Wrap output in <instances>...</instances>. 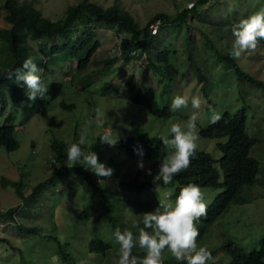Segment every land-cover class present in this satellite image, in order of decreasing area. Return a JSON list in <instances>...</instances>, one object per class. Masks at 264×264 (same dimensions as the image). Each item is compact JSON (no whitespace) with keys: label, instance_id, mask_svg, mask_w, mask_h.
Segmentation results:
<instances>
[{"label":"rangeland","instance_id":"1","mask_svg":"<svg viewBox=\"0 0 264 264\" xmlns=\"http://www.w3.org/2000/svg\"><path fill=\"white\" fill-rule=\"evenodd\" d=\"M89 1L103 8L116 6L121 12L130 14L140 28L157 12L174 16L184 6L195 2V0ZM78 2L81 0H37L36 6L43 16L57 20L63 18L69 6ZM261 7H264V0H211L196 13L188 14L185 23L162 25L158 34L151 37L144 47H131L129 33L118 25L91 24L89 30L94 33L92 42L97 41L99 48L82 70L77 68L75 59L70 57V47L78 34H86L88 26L75 23L72 32L66 36L43 38L37 44L29 42L41 60L38 67L43 70L41 79L44 84L63 82L64 89L57 99L49 102V108L45 107L46 104L30 100L28 106L23 108L22 105L14 109L8 98L12 87L3 92L6 96L7 114L16 111L15 137L19 147L11 152L0 149V212L13 207L17 209L12 218H0V238L12 243L15 238H22L25 235L32 244L23 251L27 264H75V262L95 264L96 261L102 264H116L119 247L113 236L107 238L112 246V251L107 256L96 259L95 255L87 253L85 247L87 240L94 233L106 236L109 230L99 217L101 206L97 194H93V189L79 174L71 173L65 176L68 180L63 182V185L67 188L62 189V192L53 190V187L48 185L43 190L42 187L38 194L26 203L16 194L13 187L3 184L1 179L17 181L24 171L26 175L20 179L22 180L20 192L29 197L32 188L47 178L52 169L51 164L54 165L53 162L48 163L51 157L52 137L72 143L82 140V147L87 152L91 139L103 133L115 136L113 132L115 131L118 139L132 135L133 123L138 124L145 138L163 137L168 133L172 123L187 121L196 111H199L197 128L212 124V111L205 106L197 110L189 102L187 108L173 111L172 99L176 95H183L189 100L193 96H199L207 104L210 101L214 102L211 109L220 117L226 111L235 113L245 108L246 134L249 138L257 139L250 149V156L258 162V172L253 185L246 187L222 217L204 228L199 246L206 247L211 252L213 259L208 264H226L230 260V256L221 250L226 238L231 239L244 251L258 248L264 239V90L254 86L247 79H238L233 69L223 66L207 46L206 37L219 48H225V43L230 44L226 47L232 48L234 41L232 26ZM6 28L9 27L5 21V13L0 10V30ZM223 28H226L229 34L221 41L222 32H225ZM41 45L53 51L46 54L39 49ZM165 50L168 54L163 60L159 53ZM111 59L113 60L110 61ZM149 59L155 65L160 63L161 71L154 70ZM235 60L249 76L264 82V48L261 44L255 51L247 52ZM196 65L204 75L203 80L197 79ZM129 76L134 77L136 81L132 94H129L127 89ZM21 84L11 82V85ZM145 89H152L155 92L153 107L161 109L169 106L170 116L165 118L153 116L146 112L142 105L131 101L132 96L141 94ZM62 100L74 103L75 109L62 111L59 107ZM34 102L36 104L33 106ZM31 107H34L37 113L31 118L27 117L28 120L23 119L24 114L21 118L20 113L29 114ZM101 121L103 126L100 125ZM199 137L198 149L210 153L214 167L219 171V180L222 181L219 168L221 152L216 148V142H223L225 139H208L200 134ZM169 151L166 148V157ZM166 157L157 163L142 160L144 168L140 169L138 163L141 160L134 162L124 152L108 146L106 155L99 161L112 168L114 172L110 179L100 178L99 181L103 180L101 183H106L110 191L116 192L120 198L127 199L130 203H144L150 200L154 207L166 202L174 203L175 201L170 198L173 191L140 192L121 187L112 179L113 176L127 179L137 172L140 178L142 175H148V169L152 174H158L159 165ZM202 189L205 192L208 209L215 197L222 193V189ZM22 209L25 211L21 212ZM82 211L86 215L81 221L78 215ZM142 214L135 213L131 218V224L143 226ZM20 224L26 227L33 226L39 233L38 237L32 238L28 234L19 233ZM53 237L58 239L62 237L63 242L70 243L68 249L72 257L67 263L60 260L61 254ZM23 249L21 244L10 249L0 242V264H20L13 257Z\"/></svg>","mask_w":264,"mask_h":264},{"label":"trees","instance_id":"2","mask_svg":"<svg viewBox=\"0 0 264 264\" xmlns=\"http://www.w3.org/2000/svg\"><path fill=\"white\" fill-rule=\"evenodd\" d=\"M210 1L211 0H195V2L180 9L179 13L174 16L164 12H157L149 18L142 28H140L127 12H121L116 6L103 8L99 4L89 0H81V2L69 6L65 10L63 18L57 20H51L43 16L42 12L36 6L37 0L29 2L25 0H0V10L4 11L5 21L9 27L0 30V149L2 148L11 152L19 147V142L15 137L17 128L15 126V117H17L16 111L7 114L8 107L6 106V96L3 92L5 89L8 90L12 87L8 98L12 102L14 109L22 105L23 108L29 105L30 100L27 98L28 92L23 84L20 86L11 85V82L15 81V79L7 78L9 72L21 68L23 62L28 58H31L37 65H40L41 60H39L38 53L31 47L29 42L37 44V42L43 38L66 36L68 33L72 32L75 23L88 26L86 34H78L70 47V57L75 59L77 68L82 70L89 62L95 50L99 48V43L97 41L92 42L94 33L89 30L91 24L104 23L108 25H118L129 33L131 47H144L147 45L148 40L153 37L150 25L154 22L160 20V27L165 23H185L188 14L196 13ZM223 30L225 32H222L221 41L229 34L226 28H223ZM219 34L221 33L219 32ZM206 44L209 49L215 53L214 57L222 62L223 66L234 70L238 79H247V81L254 86L264 90V82L249 76L231 56L232 48L226 47L230 46V44L225 43V48H219L209 37H206ZM260 44L264 48V40H261ZM39 49L46 54L53 51V49L45 47V45H41ZM167 54L168 51L166 50L160 51L159 56L165 60ZM112 60L113 59L110 61ZM189 61L192 62L191 59H189ZM149 63L152 64L154 70L158 72L161 71L160 63L155 65L150 59ZM195 69L197 72V79L203 80L204 75L199 66L196 65ZM43 76L44 75H42V78ZM45 85H48L47 94L43 98L36 99V102L46 104L45 107L49 108V102L57 99L62 93L64 83L51 82L45 83ZM135 87L136 81L134 77L129 76L127 80L129 94L134 92ZM130 99L134 104L142 105L146 112L153 116L161 118L170 116L169 106L166 105L161 109L153 107L155 92L152 89H145L141 94L132 96ZM20 102H22L21 105ZM35 104L34 102L33 106ZM207 105L213 106L214 102L210 101ZM59 107L62 111H71L75 109V104L67 103L62 100L59 102ZM36 113L34 107H31L29 114L22 112L20 113V117L24 114L23 116L25 117L23 119L28 120L27 117L31 118ZM246 117L245 108H241L235 113L226 111L221 115L219 121L206 127L198 128L200 136L204 138L216 140L221 138L225 139L223 142H216V148L221 152L219 168L222 181L219 180V171L214 167V161L210 153L200 149H197V153L192 158L191 164L187 170L174 176L170 184H164L162 180H155L154 177L157 174L142 175L139 178V172L127 179L114 176L112 179L121 187L134 189L140 192L147 190H155L156 192L173 191L170 196L173 201H175L180 189L190 183L197 184L205 189H222V193L215 197L213 204L207 209L206 216L204 218L201 217L197 224L199 229L197 244L201 245V239L203 237L201 234H203L204 228L210 226L214 220L222 217L227 212L228 208L237 201L246 187L252 186L255 181L258 172V162L250 156V149L252 145L257 142V139L249 138L246 134ZM132 132V135L118 139L117 143L112 147L115 150L124 152L134 162L143 160L157 163L161 162L166 157V147L161 142V137H143L142 130L137 123L132 124ZM103 135L105 134L103 133ZM101 136L92 138L88 149L96 153L99 159H102L106 155V149L109 146L100 143L99 137ZM70 144H72V142L59 138L52 137L50 139L51 157L48 163L50 164L53 162L54 165L51 164L52 169L47 178L42 182L36 183L32 188V193L29 197L20 192L22 184V180L20 179L26 175L24 171H22L17 181L13 182L2 178L1 182L13 187L16 194L26 203L31 200L30 198L36 196L42 187L43 190L48 187V185L53 187V190L62 192V189L67 188L65 187L66 185H63V182H67L68 180L65 179V176L71 173L79 174L86 184L93 189V194H97V199L101 206L99 217L105 222V227L109 230V234L106 236L94 233L85 244L88 254L95 255L96 259H101L112 251V246L107 238L110 236L114 237V230L116 227H120L121 230L128 229L132 231L134 235H138L139 229L143 226L131 224V218L134 217L135 213L151 212L157 207H154V203L150 200L144 203H130L127 199H125V201L124 198H120L116 192L113 193L110 191L106 183H101L99 181L100 177L98 178V183H96L97 176L89 170L87 165L83 162L72 165L71 162L68 161L67 149ZM141 150L143 151L142 157L138 154ZM93 194L91 196H93ZM23 209H25V207H23ZM23 209L21 212L25 211ZM16 210L15 207L8 208L6 211L0 212V218H12ZM85 215L86 214L82 211L79 213L78 219L81 221L84 220ZM18 230L19 233L28 234L32 238H37L39 235L33 226L26 227L20 224ZM60 239H62V237ZM60 239L53 237L61 254L60 260L67 263L72 257L68 249L70 243L63 242L64 240L62 239L61 241ZM0 242H3L10 249H14V246L17 244H21L24 249L19 250V254L13 258L20 264H27L23 251L31 244V241H29L25 235L22 238H15L12 241L14 244L2 238H0ZM221 250L230 256V260L226 264H264V239L260 242L258 248L244 251L231 239L226 238ZM132 254L137 258L138 262L142 261L146 255L145 251L139 248L138 245L133 249ZM51 256H53L52 253ZM118 259L115 260L116 264ZM95 264H102V262L96 261ZM164 264H187V262L186 260H176L175 257L166 250L164 253Z\"/></svg>","mask_w":264,"mask_h":264},{"label":"clouds","instance_id":"3","mask_svg":"<svg viewBox=\"0 0 264 264\" xmlns=\"http://www.w3.org/2000/svg\"><path fill=\"white\" fill-rule=\"evenodd\" d=\"M234 37L231 56L239 59L243 54L255 51L264 40V7L239 20L231 29ZM42 69L31 59H26L21 68L9 72L8 79H15L28 90L27 98L35 101L43 98L48 92V85L41 79ZM194 109L208 107L212 111L211 122L215 123L221 119L220 115L207 105L202 97L190 98L176 95L171 102V109L179 111L189 106ZM199 111L193 112L187 121H176L171 124L168 133L161 137V142L168 148L169 154L165 161L159 165L155 180H162L164 184H170L173 177L187 170L192 158L196 155L199 147V134L197 121ZM103 126V121L100 122ZM111 133L99 137L101 144L114 146L118 135ZM83 141L72 143L67 149V159L72 165L83 162L89 170L97 177L110 179L114 170L105 163L99 161L96 153L91 149L87 152L82 147ZM141 157L143 151L138 153ZM140 169L144 168L143 161L138 163ZM152 175L151 170H147ZM100 182H103L101 180ZM205 203V192L197 184L190 183L182 187L175 198V202H166L159 205L151 212L142 214L143 227L139 229L138 235H134L128 229L121 230L116 227L114 237L119 245V259L117 264H164V253L167 250L178 261L187 264H208L213 259L211 252L197 244L199 229L197 224L201 217L207 214ZM139 246L146 253L143 260L138 262L133 256V249Z\"/></svg>","mask_w":264,"mask_h":264},{"label":"bare ground","instance_id":"4","mask_svg":"<svg viewBox=\"0 0 264 264\" xmlns=\"http://www.w3.org/2000/svg\"><path fill=\"white\" fill-rule=\"evenodd\" d=\"M160 25H161L160 20H158V21L154 22L152 25H150L151 34L153 36H156L158 34L159 29H160ZM154 28H156V31L155 32H153V29Z\"/></svg>","mask_w":264,"mask_h":264},{"label":"built area","instance_id":"5","mask_svg":"<svg viewBox=\"0 0 264 264\" xmlns=\"http://www.w3.org/2000/svg\"><path fill=\"white\" fill-rule=\"evenodd\" d=\"M155 31H156V28L153 29V32H155Z\"/></svg>","mask_w":264,"mask_h":264}]
</instances>
